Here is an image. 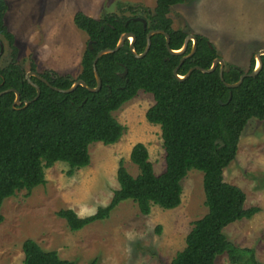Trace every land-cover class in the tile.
<instances>
[{
  "label": "trees",
  "instance_id": "1",
  "mask_svg": "<svg viewBox=\"0 0 264 264\" xmlns=\"http://www.w3.org/2000/svg\"><path fill=\"white\" fill-rule=\"evenodd\" d=\"M184 1L155 0L153 10L145 8L144 16H140L146 20V28L141 21L132 19L139 15H135L129 5L126 9L133 16L107 13L93 18L77 11L73 16L74 24L92 43V48L87 45L82 54L77 78L58 75L51 70L39 74L51 85L63 89L69 88L76 79L95 87L93 60L96 53L114 48L124 32L135 35L137 53L143 52L146 34L151 29L167 32L169 46L179 49L188 33L173 29L168 13L172 6ZM7 10V1L0 0V35L9 47V62L0 65V91L15 88L21 104L13 107L15 93L12 91L0 95V223L4 199L20 190L29 195L34 187L45 184L46 168L63 161L69 166L66 174L71 175L75 169L89 164L91 143H115L124 127L112 112L138 91H144L153 95L154 103L146 110L145 117L148 122L160 126L165 151L164 170L155 173L147 147L137 142L131 148L130 160L139 172L133 176L119 160L116 171L119 187L113 191L109 203L83 217L71 208L60 209L56 214L66 221L71 231H77L108 217L111 210L125 200L136 203L144 215L149 214L154 205L172 209L181 202L182 179L190 169H197L203 173L207 213L193 222L185 246L169 264H215L216 257L224 252L232 264H264L256 258L253 248L239 247L227 239L224 228L234 221L251 218L259 207H245V192L225 181L223 174L236 158L247 122L252 118L264 120V55L257 75L246 76L239 86L229 88L220 79L219 64L212 72L194 69L185 79H177L173 70L180 58L190 52L191 41L184 54L172 55L166 48L165 36L154 34L147 53L137 58L126 39L117 51L103 54L96 61L101 78L98 91L78 85L73 91L63 93L31 75L30 80L40 87V95L23 107L26 100L36 95V89L26 79L27 72L16 62L15 37L4 23ZM194 36L196 49L177 69L180 75L196 65L209 68L218 56L206 37ZM254 64L253 56L247 71L228 62L223 70L224 81L236 82L243 72H250ZM125 68L127 72L122 77L118 73ZM30 70L37 72L34 64ZM22 251L24 264H76L61 258L56 250H44L31 238L23 241ZM89 264H96V259Z\"/></svg>",
  "mask_w": 264,
  "mask_h": 264
},
{
  "label": "rangeland",
  "instance_id": "2",
  "mask_svg": "<svg viewBox=\"0 0 264 264\" xmlns=\"http://www.w3.org/2000/svg\"><path fill=\"white\" fill-rule=\"evenodd\" d=\"M4 16L14 35L16 62L26 71L34 64L38 72L51 70L77 78L88 36L73 21L77 11L100 18L107 13L144 16L155 0H6ZM168 16L173 29L200 34L215 47L225 65L235 63L247 71L250 59L264 48V0H185L172 6ZM3 53L0 65L9 62L7 41L0 35ZM192 41V40H191ZM130 42V39H129ZM255 65V64H254ZM154 103L153 95L138 93L112 112L124 127L113 144L89 145V164L75 169L58 161L45 169V184L4 199L1 206L0 264H24L22 243L31 238L44 250H56L61 258L76 264H169L185 246L193 222L207 213L202 185L203 173L190 169L182 179L180 204L172 209L154 205L149 214L140 213L132 200L120 202L109 216L77 231L56 213L73 209L78 216L92 214L109 203L119 187L116 171L119 160L133 176L138 167L130 160L132 146L142 142L156 174L165 168L161 130L145 117ZM225 181L239 186L246 195L245 207L258 206L251 218H243L224 228L227 239L253 248L264 263V120L250 119L244 127L236 158L223 171ZM215 264H232L227 253Z\"/></svg>",
  "mask_w": 264,
  "mask_h": 264
},
{
  "label": "water",
  "instance_id": "3",
  "mask_svg": "<svg viewBox=\"0 0 264 264\" xmlns=\"http://www.w3.org/2000/svg\"><path fill=\"white\" fill-rule=\"evenodd\" d=\"M132 19L133 20H137V21H141L143 23V26L145 27L146 20L143 17L135 16V17H132ZM158 33L163 34L165 36L166 48H167L168 52L170 54H172V55H182V54H184L186 49H187V45H188L189 41L192 40V48H191L190 52H188L187 54H184L180 58L178 65L173 70V73L177 77L178 80H183L186 77H188L190 75V73L194 69L200 70V71L205 72V73L212 72L216 68V66L219 64V76H220V79L224 82V84L227 87L234 88V87H237V86H239L241 84V82L243 81L244 77L257 75L258 72L260 71L261 67H262V58L261 57H262V55H264V48L259 49L254 54V59H255L254 68L250 72H243L240 75L239 79L236 82H234V83H227V82L224 81V79H223V70H224L225 62H224V60L222 58H220L218 56L213 59L212 64H211V66L209 68H203V67H200V66L196 65V66H193V67L189 68V70L184 75H180V74L177 73V69L182 64L183 60L185 58L191 56L194 53L195 49H196V38H195L194 34H187L185 36V38H184L182 46L179 49H172L169 46L170 35L167 32H165L164 30H162V29H152V30H149L147 32L146 45H145V48H144L143 52L137 53L135 51V49H134L135 35L133 33H131V32H124V33H122L120 35V38H119V40H118V42H117V44L115 45L114 48H104V49L99 50L96 53L95 58L93 60V71H94V75H95V78H96V86L95 87L88 86V84L86 82H84L82 79H76L69 88H65V89L59 88V87L51 85L48 82V80H46L44 77H42L38 72L30 70V71H28L26 73V79L29 81L30 84H32L35 87L36 95L33 97V99L26 100L24 102V104H23V107L27 106L31 101L36 100L38 98V96L40 95V87H39L38 84H36V83H34L33 81L30 80V76L31 75H34L37 78L41 79L43 82H45L47 85H49L52 89H54L56 91H59V92H63V93H69V92L73 91L78 85H81V86H83V87H85L88 90L93 91V92L94 91H98L101 88V78H100V76H99V74L97 72V69H96V61L98 60V58H100L103 54L117 51L124 44L126 39H130V42H129L130 51L135 55V57L141 58L147 53V51H148V49L150 47L152 35L158 34ZM88 46H89V48H92L91 41L88 42ZM3 49H4L3 43L0 41V54H2ZM126 72H127V69L125 68L123 72L119 73V75L120 76H124L126 74ZM9 91H12V92L15 93V99H14V102H13V107H15L16 105H20L21 104L20 94L15 88H8L6 90L0 91V95H2L5 92H9ZM219 103H222V101L219 100Z\"/></svg>",
  "mask_w": 264,
  "mask_h": 264
},
{
  "label": "flooded vegetation",
  "instance_id": "4",
  "mask_svg": "<svg viewBox=\"0 0 264 264\" xmlns=\"http://www.w3.org/2000/svg\"><path fill=\"white\" fill-rule=\"evenodd\" d=\"M146 25H147V22H146ZM146 25H145V27H144V26H143V27L146 28ZM151 30H152V29H151ZM146 35H147V34H146ZM186 35H187V34H186ZM183 41H184V40H183ZM190 41H191V40H190ZM88 42H89V41H88ZM191 42H192V41H191ZM37 72H38V71H37ZM38 73H39V72H38ZM119 73H121V72H119ZM119 73H118V74H119ZM124 76H125V75H124ZM122 77H123V76H122Z\"/></svg>",
  "mask_w": 264,
  "mask_h": 264
},
{
  "label": "crops",
  "instance_id": "5",
  "mask_svg": "<svg viewBox=\"0 0 264 264\" xmlns=\"http://www.w3.org/2000/svg\"><path fill=\"white\" fill-rule=\"evenodd\" d=\"M233 64H235V63H233Z\"/></svg>",
  "mask_w": 264,
  "mask_h": 264
}]
</instances>
